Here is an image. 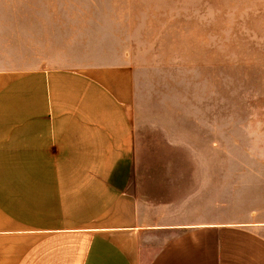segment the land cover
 <instances>
[{"label": "rangeland", "instance_id": "rangeland-1", "mask_svg": "<svg viewBox=\"0 0 264 264\" xmlns=\"http://www.w3.org/2000/svg\"><path fill=\"white\" fill-rule=\"evenodd\" d=\"M129 66L140 198L173 219L264 211V0H0V65Z\"/></svg>", "mask_w": 264, "mask_h": 264}, {"label": "crops", "instance_id": "crops-1", "mask_svg": "<svg viewBox=\"0 0 264 264\" xmlns=\"http://www.w3.org/2000/svg\"><path fill=\"white\" fill-rule=\"evenodd\" d=\"M133 84L0 65V264H264V211L180 221L135 192Z\"/></svg>", "mask_w": 264, "mask_h": 264}]
</instances>
